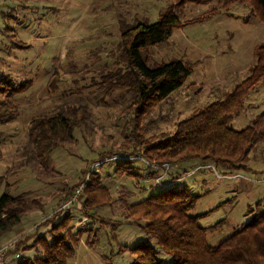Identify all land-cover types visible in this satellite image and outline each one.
I'll use <instances>...</instances> for the list:
<instances>
[{
	"label": "rangeland",
	"instance_id": "374dc122",
	"mask_svg": "<svg viewBox=\"0 0 264 264\" xmlns=\"http://www.w3.org/2000/svg\"><path fill=\"white\" fill-rule=\"evenodd\" d=\"M174 1L0 0V79L7 76L15 85L26 83L14 95L16 116L0 121V196L20 194L43 204L26 212L12 228L15 238L56 210L69 187L80 183L82 170L109 148L112 155L100 160L102 164L93 162L91 168L95 167L113 198L123 195L133 202L163 187L155 183L152 167L139 155L124 154L133 149L134 140L126 119L128 96L120 89L110 91L103 79L118 68L122 29L137 21H156ZM173 10L185 23L147 48V64L180 59L191 66V72L145 115L142 134L147 140L166 136L177 120L231 91L249 73L255 46L264 43V21L247 2L185 1L174 4ZM16 40L26 44L19 46ZM53 77L57 81L50 87ZM79 104L89 112L90 127L75 128L70 143L59 144L41 160L28 141L32 118ZM263 109L264 77L248 92L230 124L242 128ZM128 157L136 158L128 165L145 173L140 179L118 173L115 164ZM246 165L227 173L220 166L183 160L170 163L168 172L158 178L161 183L185 184L198 195L191 213L199 215L197 221L206 228L208 242L216 244L252 214L264 212V137ZM119 201L116 207L104 206L92 216L74 212L80 220L73 231L92 227L95 242L89 244L82 232L65 264H129L132 256L122 245L149 239L138 224L122 215ZM23 253L34 255L35 251L27 248ZM12 256L6 254L0 264H8Z\"/></svg>",
	"mask_w": 264,
	"mask_h": 264
},
{
	"label": "trees",
	"instance_id": "16d2710c",
	"mask_svg": "<svg viewBox=\"0 0 264 264\" xmlns=\"http://www.w3.org/2000/svg\"><path fill=\"white\" fill-rule=\"evenodd\" d=\"M185 1L196 0H175L159 13L156 21H137L124 27L121 31L122 54L118 68L106 73L103 79L110 91L120 89L128 96L126 112L129 115H126V119L131 123L134 140L133 149L124 151V154L139 155L152 167L155 183L163 187L133 202H128L123 195L113 198L95 167L91 168L93 162H100L112 155L113 151L109 148L97 153V160H91L93 162L82 170L80 183L69 187L56 210L45 214L31 231L22 236L16 235V238L12 236V228L26 212L40 209L43 204L36 197L4 193L0 196V247L8 245L5 255H13L8 264H65L74 254L78 236L82 232L86 233L89 244L95 242L96 235L92 227L81 226L73 231L75 221L80 220L74 212L92 216L104 206L116 207L117 199L123 205L122 215L138 224L149 239L122 245L132 256L129 264H164V258L167 257V264H264V212L252 214L226 237L211 244L207 240L206 228L197 221L199 215L191 213L198 195L192 193L185 184L179 185L177 181L161 183L159 180L168 172L170 163L183 160L220 166L227 173L247 167L250 152L264 137V109L242 128L235 129L230 123L243 107L248 92L264 77V43L255 46V61L247 76L222 98L177 120L173 130L164 137L147 140L142 134L145 115L179 87L191 72V66L180 59L149 66L146 54L150 45L165 40L174 27L185 23L180 22L173 10L174 4L180 5ZM223 2H247L264 21V0ZM16 41L19 46L26 44ZM54 78L48 82L50 87L56 84L57 78ZM25 88L26 83L15 85L7 76L0 79V121L12 120L16 116L17 102L14 95ZM89 123V112L84 105H66L55 114L32 118L28 127V141L35 147L39 157L42 156L41 160H45L54 147L73 140L75 128H88ZM135 159L128 157L117 162L115 167L118 173L134 175L136 179L143 177L145 173L134 165H128ZM171 178L175 179L174 176ZM78 187L79 194L68 207H63ZM27 248H33L35 254L23 253Z\"/></svg>",
	"mask_w": 264,
	"mask_h": 264
},
{
	"label": "built area",
	"instance_id": "2783aa9c",
	"mask_svg": "<svg viewBox=\"0 0 264 264\" xmlns=\"http://www.w3.org/2000/svg\"><path fill=\"white\" fill-rule=\"evenodd\" d=\"M79 192H80V188L78 187L76 189V192L74 193V195L72 197H70L69 199H67V201H65V203L62 206L68 207L70 205V203L72 202V200H74L76 198V196L79 194ZM7 248H8V245H3L0 247V261L3 259Z\"/></svg>",
	"mask_w": 264,
	"mask_h": 264
},
{
	"label": "crops",
	"instance_id": "0c3cea01",
	"mask_svg": "<svg viewBox=\"0 0 264 264\" xmlns=\"http://www.w3.org/2000/svg\"><path fill=\"white\" fill-rule=\"evenodd\" d=\"M13 236V235H12ZM14 237V236H13ZM8 261H9V257H8ZM1 263V262H0Z\"/></svg>",
	"mask_w": 264,
	"mask_h": 264
},
{
	"label": "bare ground",
	"instance_id": "6f19581e",
	"mask_svg": "<svg viewBox=\"0 0 264 264\" xmlns=\"http://www.w3.org/2000/svg\"><path fill=\"white\" fill-rule=\"evenodd\" d=\"M11 253V252H10ZM8 254V253H7ZM12 254V253H11Z\"/></svg>",
	"mask_w": 264,
	"mask_h": 264
}]
</instances>
